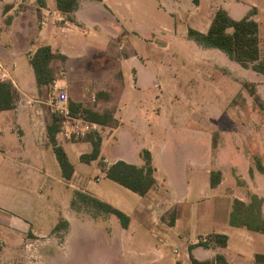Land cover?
I'll list each match as a JSON object with an SVG mask.
<instances>
[{"label": "crops", "instance_id": "crops-1", "mask_svg": "<svg viewBox=\"0 0 264 264\" xmlns=\"http://www.w3.org/2000/svg\"><path fill=\"white\" fill-rule=\"evenodd\" d=\"M167 3L170 8L187 9L182 16L186 20L185 38L195 45L200 62L207 61V66H212L204 74L205 81L227 79L231 73L220 61L223 52L199 45L188 30L206 33L219 9L234 20L249 16L258 23L260 58L264 60V0ZM0 6V81L11 83L17 93L13 107L0 111V264H45L50 256L48 250H66L74 228L80 232L89 227L103 232L107 245L126 236L133 239L138 232L155 240L152 247L134 250V255L146 264H190L191 257L204 262L213 261L216 255H222L227 264H255V256H264V234L229 224L233 201L247 205L252 195L262 199L264 217V197L252 187L251 178L263 174L252 166L238 165L237 153H228L225 161L220 144L213 150L209 119L205 116L190 113L187 120L192 124L184 121L175 133L169 122L161 120L159 103L151 106L147 98L150 91L159 89L156 67L162 65L169 42L155 37L137 17L130 0H77L76 9L69 14L58 11L55 0H44V6L36 0H0ZM161 30L177 34L164 26ZM122 39L129 40V46ZM142 40L159 50L148 47L143 57L136 50V42ZM41 46H49L57 56L50 63L54 80L48 86L37 85L30 65ZM201 68L196 69V74L205 71ZM46 87L65 91L68 102L111 116L108 123H98V133L83 140H60L58 123L53 128L54 141L73 168L69 179L63 177L49 139L48 127L53 126L55 114L50 101H43ZM154 95L151 97L157 99L158 95ZM144 123L149 128L164 123L162 130H167L170 137L159 145V150L140 138ZM198 142L203 143L205 151L201 158L190 154L200 147ZM95 144L98 157L82 160ZM124 144L133 149L125 157L119 153ZM143 150L151 155L155 184L145 196H139L108 179L103 167L119 160L143 166ZM70 153L75 155L76 163L71 161ZM9 171L15 178L9 179ZM212 173L219 177L214 187L210 185ZM181 186L185 190L177 193ZM76 198L89 200L96 208L79 211ZM92 200L122 212L129 219L127 226L123 227L114 214L103 211ZM170 216L174 219L171 223ZM205 216L213 220L212 231L189 239L195 221ZM61 231L62 244L52 245L51 234ZM212 234L226 235L227 245H197L198 238ZM172 241H179L181 246L173 247Z\"/></svg>", "mask_w": 264, "mask_h": 264}, {"label": "rangeland", "instance_id": "rangeland-1", "mask_svg": "<svg viewBox=\"0 0 264 264\" xmlns=\"http://www.w3.org/2000/svg\"><path fill=\"white\" fill-rule=\"evenodd\" d=\"M167 2L168 0H130L135 14L142 20V23L151 29L159 41L162 39L169 42L167 55L162 65L156 67L159 70V89L149 92L147 98L149 103L151 106L159 103V108L163 111L161 120L169 122L172 127L171 131L174 133L184 121L187 125L192 124L187 120L190 113L198 117L205 116L209 119V130L212 133V149L214 150L220 144L225 161L228 159V153L234 152L239 155L238 165L242 168L252 166L256 171L257 159H260L264 165V74L257 73L251 66L242 67L238 64L236 66L235 62H228L225 55L219 51L224 56L220 61L227 64L231 74L227 75V79L217 77L213 83L205 81L204 74L210 71L212 66H207V61L200 62L202 58L195 56V45L185 38L186 20L182 19V16L187 9H179L177 6L170 8ZM163 26L170 31L176 30L177 34L165 33L161 30ZM122 41L125 45L129 44V40L122 39ZM150 41L153 43L152 39ZM136 43V50L143 57L148 47L158 49L144 40ZM197 68L205 71L198 75L196 74ZM43 90V101L46 103L58 93V90L49 87ZM154 94L158 95L157 99L151 97L155 96ZM44 107L48 108L45 105ZM80 116L83 115L80 114ZM164 127V123L160 126L155 123L154 128H149L147 123H144V134L140 138L146 145L154 144L153 148L159 150V145L161 146L162 142L167 140V136L170 137L167 130L165 132L162 130ZM198 143L200 147L192 149L190 154L201 158L205 151L203 143ZM132 150V147L124 144L119 149V153L124 156ZM70 159L76 163L73 153H70ZM84 167L87 169L89 166L84 165ZM248 173L251 177V170H248ZM7 176L10 177L9 179L15 178L11 171L7 172ZM251 178L252 187L264 197V176L258 173L257 179ZM183 188L182 186L178 188L177 193L178 190L183 191ZM76 199L75 207L79 211H93L96 208L89 200ZM173 220L172 216L168 217L169 223ZM213 227L211 218L205 216L203 219H197L195 229L189 239L192 240L197 234L210 231ZM92 229L89 227L79 232L80 229L74 228L68 238L66 250L64 252L48 250L47 253L50 256L45 264H146L144 260L134 255V250L155 245V240L141 232L133 236V239L126 236L107 245L106 237L104 238L101 234L103 232ZM61 232V234H58L59 232L51 234L52 245L62 244L64 232ZM207 237L209 236L198 238L197 243L209 242ZM203 238L206 241H203ZM172 246L180 247L181 243L172 241Z\"/></svg>", "mask_w": 264, "mask_h": 264}, {"label": "trees", "instance_id": "trees-1", "mask_svg": "<svg viewBox=\"0 0 264 264\" xmlns=\"http://www.w3.org/2000/svg\"><path fill=\"white\" fill-rule=\"evenodd\" d=\"M39 6H44V0H36ZM102 1V0H97ZM55 5L58 11L63 13H72L77 7V0H55ZM251 13H255L252 10ZM189 36L194 39L199 45L208 48H215L222 51L227 57L237 62L242 67L251 66L257 73L264 74V61L260 59V41L258 23L245 16L239 20L232 19L228 13L219 9L216 11L211 20L209 29L206 33H200L192 29L188 30ZM57 58L51 52L49 46L39 47L30 59V65L35 74L37 85L48 86L54 80V74L50 68V63ZM16 91L9 82L0 81V111L11 109L16 98ZM69 107L73 112H81L84 117L99 124H106L110 120V115L107 113L97 114L92 111L82 108L78 104L69 102ZM58 123V117L53 115V126L48 127L49 139L52 142L53 150L57 162L61 168L64 178L69 179L73 172V168L69 163L63 149L56 145L54 141L53 129ZM99 155L98 145H93L92 152L81 157L82 160H95ZM144 160L143 166L128 164L124 161H117L108 168L103 167L105 176L115 183L123 186L139 196H145L151 187L155 184L154 169L151 166V155L147 150L141 152ZM257 170L264 175V165L260 159L256 160ZM219 183L218 173L211 175V187ZM95 205L99 206L103 211L114 214L121 222L123 227L128 224V217L117 209L108 206L105 203L92 200ZM260 199L256 195L251 196L249 204H244L239 200H234L232 211L229 215V224L232 226H242L248 230L264 234V217L261 213ZM208 241L198 243V246L209 247L214 244L224 247L227 245L228 237L223 234L209 235ZM264 263V256H255V264ZM190 264H227L222 255H216L213 261H198L191 257Z\"/></svg>", "mask_w": 264, "mask_h": 264}, {"label": "built area", "instance_id": "built-area-1", "mask_svg": "<svg viewBox=\"0 0 264 264\" xmlns=\"http://www.w3.org/2000/svg\"><path fill=\"white\" fill-rule=\"evenodd\" d=\"M4 76V73L1 74ZM52 113L58 117L57 136L60 140L77 141L86 139L99 132L100 125L73 112L69 107L68 96L65 91L58 89V93L49 102ZM203 241H206L203 238Z\"/></svg>", "mask_w": 264, "mask_h": 264}]
</instances>
